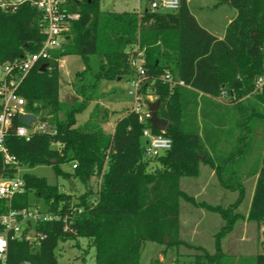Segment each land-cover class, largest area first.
<instances>
[{"label":"trees","instance_id":"16d2710c","mask_svg":"<svg viewBox=\"0 0 264 264\" xmlns=\"http://www.w3.org/2000/svg\"><path fill=\"white\" fill-rule=\"evenodd\" d=\"M101 3L68 0L67 9L80 13L79 19L71 22L62 48L53 51L51 59L37 63L20 85L28 108L57 134L35 133L30 140L14 131L7 136L10 151L26 168L53 165L58 175L78 179L85 190L75 198L60 185L27 171L28 190L15 205H29L31 195L43 197L62 219L39 225L46 238L38 249L26 241L10 240L7 261L0 260V264H58L59 242L72 239L79 247L80 237L95 247L96 264H140L148 242L166 244L168 237L167 246L184 243L180 239L181 198L219 213L226 222L215 235V252L200 247L192 264H236L234 258L227 259L222 239L245 218L237 209L246 196L244 182L255 174L258 178L246 218L264 223V87L256 90V81L264 74V0H217V5L228 4L237 11L221 39L199 24L189 0H181L177 11L150 7L104 11ZM42 18V11L29 2L14 12L0 10L1 62L40 50L45 39ZM141 49L151 79L140 94L146 102L151 103L149 94L160 102L158 114L168 121L163 134L173 141L172 148L157 157L146 152L143 131L147 127L155 134L162 131L152 127L149 116L142 117L132 108L116 120L111 133L96 120L98 104L89 119L77 125V115L103 96L102 80L133 76L130 61ZM74 54L84 59V69L73 84L80 99L62 101L60 59ZM44 63L48 65L45 71L41 69ZM167 72L184 85L171 86L161 79ZM220 107L228 108L234 121L226 129L211 125L220 114L214 110ZM257 132L260 137L255 140ZM211 134L230 137L231 148L212 155L210 150L215 152L216 145L206 143ZM252 153L254 169L244 173L242 168ZM65 162L71 163L72 171L61 168ZM203 164L214 167L219 182L238 193L236 201L226 207L212 205L182 190L181 179L199 176ZM254 264H264V251L254 257Z\"/></svg>","mask_w":264,"mask_h":264},{"label":"rangeland","instance_id":"374dc122","mask_svg":"<svg viewBox=\"0 0 264 264\" xmlns=\"http://www.w3.org/2000/svg\"><path fill=\"white\" fill-rule=\"evenodd\" d=\"M216 3L217 0H190V9L201 21L204 20L203 22L209 25L212 23L221 29L236 10L230 5L216 8ZM149 7V0H102L101 3V10L104 11L123 12L139 8L143 11ZM83 68L84 59L81 55L74 54L63 57L60 66V89L61 97L66 101L74 102L80 99L79 95L75 94L73 84L76 74ZM260 77H264V74ZM68 81H72L70 83L72 90L70 93L64 94L68 88ZM130 89L131 83L126 79L101 81L100 92L103 96L96 100L100 108L96 120L107 133L112 132V123L109 117L115 122L132 107L134 99L128 95ZM69 95H72L71 98L66 99ZM104 109L108 110L107 114ZM92 111L93 106L89 105L79 113L77 125L84 124ZM198 119L203 125L202 116H199ZM143 140L146 138L143 137ZM60 166L65 171H72L70 162L61 163ZM210 168V165H201L199 176L183 177L180 186L188 194L197 196V201L205 200L212 205L229 206L237 198V192L222 186L216 175V177L209 176ZM27 171L45 177L50 184L60 185L62 191L73 194L75 198L85 190V185L78 179H65L62 175H58L53 165L43 164L28 168ZM248 198L249 192L245 201L243 200V204L237 209L245 218L239 219L233 230L222 239V249L226 253L227 259L234 258L236 264H239L240 261H243L244 264H254V257L264 251V223L259 225L254 221L246 222L249 213L246 205ZM31 200H38L44 209L47 207L43 197L31 195ZM179 215L180 239L184 243L167 246L170 239L166 244L148 242L142 251L140 264H192L193 255L202 249L209 253L215 252V235L225 225L224 218L217 212L197 207L183 198L179 201ZM78 242L79 247L76 245V240L69 239L59 242L56 251L58 264H96L95 247L89 246V241L85 237H80ZM200 247L202 249H199ZM87 249L88 252L85 253Z\"/></svg>","mask_w":264,"mask_h":264},{"label":"built area","instance_id":"2783aa9c","mask_svg":"<svg viewBox=\"0 0 264 264\" xmlns=\"http://www.w3.org/2000/svg\"><path fill=\"white\" fill-rule=\"evenodd\" d=\"M25 2H29L42 11L41 27L45 39L37 52L28 53L13 61H0V164L2 165V174H0V260L3 263L7 261L10 240L26 241L33 249H38L46 238V234L38 229L39 225L62 219L61 214L51 209L50 203H46L45 209L38 200L30 202L27 206L17 207L15 205L28 190L24 178L28 168L10 151L7 136L14 131L17 136L30 140L35 133L57 134L54 127L40 120L39 116L28 108V102L20 94L19 88L29 71L37 63L51 59L53 51L62 48L71 22L80 17V13L67 9L68 0H0V10L14 12ZM180 5L181 0H150L152 11H177ZM130 65L134 72L129 79L131 89L128 92V95L134 99L132 109L142 113V117H151L149 102H146L140 94L142 87L151 79L144 65L142 49L137 50L133 55ZM161 79L170 83L171 86L177 83L184 85L182 80L174 81L169 72ZM263 87L264 77H259L256 81V90L261 91ZM225 95L224 90L222 97ZM147 98L150 102L156 99L153 94L147 95ZM22 114H35L37 118L30 126H27L19 121ZM15 119L18 120L17 125H14ZM143 136L146 138V152L151 157H157L172 148V139L163 132L155 134L151 128L147 127L143 131ZM53 145L63 146L61 142H53ZM78 211L81 212L82 209L79 208ZM67 220L66 216L64 218L66 228ZM20 264L32 263L24 261Z\"/></svg>","mask_w":264,"mask_h":264},{"label":"crops","instance_id":"0c3cea01","mask_svg":"<svg viewBox=\"0 0 264 264\" xmlns=\"http://www.w3.org/2000/svg\"><path fill=\"white\" fill-rule=\"evenodd\" d=\"M223 5H228V4H219V5H217V4H215V7L216 8H219L220 6H223ZM189 6H190V0H189ZM234 9V8H233ZM135 10H137V11H141V9L139 8V9H135ZM127 11H132V10H127ZM191 12H192V10H191ZM193 13V15L196 17V19H197V21L199 22V24L202 26V27H204L205 29H207L209 32H211L212 34H214L216 37H218V38H223L224 37V35H225V31H226V27H227V25L236 17V15H237V11L235 12V13H232L233 14V16H230L229 18H228V20H227V22L224 24V26H223V28H221V29H219L217 26H215L214 24H207L206 22H203L204 20H200L197 16H196V14L194 13V12H192ZM63 60V57L60 59V66H61V61ZM84 69V68H83ZM82 69V70H83ZM124 79H126V78H124ZM130 78H128V79H126V80H129ZM119 80H122V79H119ZM72 81H68V88H66V90L64 91V94H67V92H69L70 93V90H72V87H70V83H71ZM61 89H60V99L62 100V101H66L65 100V98H63V97H61L62 95H61ZM73 94V93H72ZM75 94H76V92H75ZM74 94V95H75ZM77 95V94H76ZM65 96V95H64ZM71 96L72 95H69L66 99H69V98H71ZM131 97V96H130ZM220 100H222L221 98H220ZM68 101V100H67ZM75 101H77V100H75ZM69 102H71V101H69ZM96 104H98L97 103V101H94V102H92L90 105H91V107L93 106V110H94V107H95V105ZM223 104H225L224 102H223ZM133 106V105H132ZM132 108V107H131ZM231 109V108H230ZM229 109V110H230ZM214 111H216L217 113H220V114H218L217 115V117L214 119V120H212L211 121V125L214 127V128H224V129H226V128H228L229 127V125L231 124V123H233L234 121L233 120H231V113L228 111V108H226V107H220V108H215V110ZM222 111H224V115H222ZM222 112V113H221ZM92 113V112H91ZM110 115V114H109ZM109 120L111 121V123H112V132L114 131V128H115V125H116V121L115 122H113L112 121V118H110L109 117ZM224 131V130H223ZM218 134H220V132H218ZM257 135H256V138H255V140L257 139V138H259L260 137V134H258V132L256 133ZM210 140H206V143L209 145V144H212V145H216V150H214L215 152H213V149H211L210 151H212V155H215L216 153H220V154H225L230 148H231V145H232V139L230 138V137H228L227 135L226 136H221V135H215V134H211V137L209 138ZM253 163H255V155L252 153V154H250L249 156H248V159H247V163H246V165L242 168V170H243V172L244 173H250L253 169H254V164ZM201 173V172H200ZM217 176V174H216V170H215V168L214 167H211L210 168V173H209V176H214V177H216ZM257 178H258V174H255L254 176H251L250 178H247L246 179V181L244 182L245 183V186H246V196H245V198H244V201H245V199H246V197H247V194H248V192H249V198H248V203H246V205H247V207H248V212H249V210H250V206H251V203H252V199H253V195H254V190H255V186H256V182H257ZM220 183V182H219ZM221 184V183H220ZM222 185V184H221ZM223 186V185H222ZM204 188V187H203ZM185 191V190H184ZM203 191V190H202ZM233 191V190H232ZM186 192V191H185ZM236 192V191H235ZM187 193V192H186ZM190 195V194H189ZM190 196H192V195H190ZM237 196H238V193H237ZM196 200H197V196H193ZM237 199V198H236ZM236 199H235V201H236ZM203 201H205V200H203ZM243 201V202H244ZM234 202V201H233ZM232 202V203H233ZM243 202H242V204H243ZM211 204V203H210ZM241 204V205H242ZM240 205V206H241ZM198 207V206H197ZM203 208V207H202ZM247 212V213H248ZM248 215V214H247ZM248 220H247V218H246V222H247ZM259 227V226H258Z\"/></svg>","mask_w":264,"mask_h":264},{"label":"water","instance_id":"95a60500","mask_svg":"<svg viewBox=\"0 0 264 264\" xmlns=\"http://www.w3.org/2000/svg\"><path fill=\"white\" fill-rule=\"evenodd\" d=\"M47 63H44L41 66V69L45 71L47 69ZM160 102L154 101L149 103V110L151 111V117H150V123L153 128L164 132L168 126V121L162 117L159 116L158 110H159ZM37 116L35 114H22L19 118L20 122H23L25 125L30 126L32 121L36 120ZM53 162H56L55 160ZM169 241V238L166 237V242Z\"/></svg>","mask_w":264,"mask_h":264}]
</instances>
